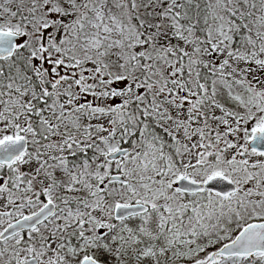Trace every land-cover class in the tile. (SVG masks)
Masks as SVG:
<instances>
[{"label": "snow or ice", "instance_id": "1", "mask_svg": "<svg viewBox=\"0 0 264 264\" xmlns=\"http://www.w3.org/2000/svg\"><path fill=\"white\" fill-rule=\"evenodd\" d=\"M0 264H264V0H0Z\"/></svg>", "mask_w": 264, "mask_h": 264}]
</instances>
